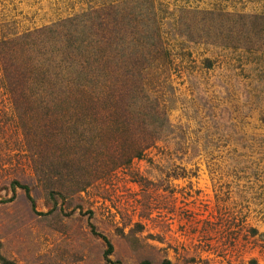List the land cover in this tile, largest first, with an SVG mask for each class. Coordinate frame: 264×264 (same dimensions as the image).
I'll list each match as a JSON object with an SVG mask.
<instances>
[{"label": "rangeland", "instance_id": "374dc122", "mask_svg": "<svg viewBox=\"0 0 264 264\" xmlns=\"http://www.w3.org/2000/svg\"><path fill=\"white\" fill-rule=\"evenodd\" d=\"M210 11L264 0H0V264H264V20Z\"/></svg>", "mask_w": 264, "mask_h": 264}, {"label": "trees", "instance_id": "16d2710c", "mask_svg": "<svg viewBox=\"0 0 264 264\" xmlns=\"http://www.w3.org/2000/svg\"><path fill=\"white\" fill-rule=\"evenodd\" d=\"M113 8H115V7L113 6L111 10H113ZM100 10H102V9H100ZM100 10L97 11V13L99 14L98 20L101 21L98 24L101 26V29H104V28H107V25H109L107 23H106L107 24L106 25L105 22L109 21V16L111 15V13L110 12L108 13V12H105V10L104 11L102 10L105 14L108 13L107 15H109V16H107V15L103 14L102 11H100ZM106 10L110 11V9H106ZM208 14H210L212 16L210 21H213L211 23V26H212L211 28H212L213 32L214 33L218 32V35L220 37H223L224 39L226 37L230 39V38H234V37L236 38V37L245 35L247 33L250 34L252 29L250 28V26L247 25V21H251L253 19L252 20V23H253V21L255 19L256 20H259V19L264 20V16L263 15L262 16H260L258 14L247 15V14H240V13H232V12H228V11H223L222 14H221L222 15L221 17L223 18V20H221L220 21L221 23H219V22H217V18L214 17L216 12L210 11ZM109 23L113 24V22H109ZM238 23H241V24H238ZM9 44H10V42H9ZM7 45H8L7 42H1V44H0V58H1V61H2L3 69L5 71V74L7 75V79L11 78L12 80H17L18 81L19 78H20V74L18 73V71L22 70V65L19 63L18 59L16 60V58H14L11 55V53L1 51V50H4V48H1V47H5ZM13 65H15L14 69L12 68ZM11 68L16 73L13 77L9 73ZM9 76H11V77H9ZM17 81H15L14 87H16V86L18 87L19 84H18ZM20 93L21 92H19V94L15 93L14 97H15L16 100H20L19 97H22L21 96L22 93H21V95H20ZM143 149H146V148L144 147V148H140V149L135 150L133 156L140 157L142 155Z\"/></svg>", "mask_w": 264, "mask_h": 264}]
</instances>
